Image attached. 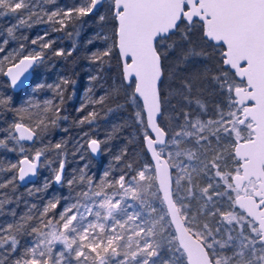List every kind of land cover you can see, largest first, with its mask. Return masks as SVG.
Here are the masks:
<instances>
[{
	"label": "snow or ice",
	"instance_id": "obj_1",
	"mask_svg": "<svg viewBox=\"0 0 264 264\" xmlns=\"http://www.w3.org/2000/svg\"><path fill=\"white\" fill-rule=\"evenodd\" d=\"M4 17L14 20L0 29L8 86L52 57L84 51L87 99L77 111H89L77 123L94 126L113 103L128 110L142 158L133 144L113 153L99 176L87 164L66 173L68 155L84 159L85 146L103 155L108 139L86 132L71 152L64 140L47 139L68 119L65 93L75 95L76 81L34 76L26 106L0 128V148L21 157L0 168L12 173L0 182V216L14 202L2 190L42 168L51 176L29 195L53 184L67 194L38 197L19 216L8 211L14 219L0 222V264H193L182 229L200 242L206 264H264V220L236 202V177L251 161L237 149L260 144L264 121V0H0ZM36 24L48 29L29 41L24 30ZM53 32L62 35L48 39ZM65 37L70 48L54 47ZM42 92L51 97L38 98ZM11 107L0 95V109ZM256 206L264 212V195Z\"/></svg>",
	"mask_w": 264,
	"mask_h": 264
},
{
	"label": "trees",
	"instance_id": "obj_2",
	"mask_svg": "<svg viewBox=\"0 0 264 264\" xmlns=\"http://www.w3.org/2000/svg\"><path fill=\"white\" fill-rule=\"evenodd\" d=\"M4 19L5 18H0V21ZM31 33L33 32L28 30L25 31V35H27L29 41L31 40ZM3 38H5V36L0 35V40H2ZM10 43H12L11 40ZM57 43L58 42H56L54 47L59 45ZM85 55V53H82L80 56H76V53L74 52L72 56L66 58L52 57L47 61H53V66L59 65L60 69L63 70L65 74H68L70 72L71 79L76 81L75 87L77 88V92H75V95H71L72 89H69V91L65 93L64 112L62 114L66 115L68 119L61 121L59 127L52 130L51 142L54 144L57 141L64 140L67 144L66 151L71 152L75 145L74 140H83V137L78 139L77 136H82L81 131H84V129L87 130L91 134V136L97 135L101 138V140L108 139V150L98 158L91 156L86 146L80 150L84 153V159L80 158L79 152H77L75 155L67 156L66 168H69L71 164H75L76 168L83 167L84 164H87V171L89 172V174H95L96 176H99L103 172V170L108 166L109 161L112 159L113 153H118L120 149L124 147L131 148L134 144L135 148L137 149V158L139 159L142 158V149L139 143L138 134L135 138V141H133L134 137H132L131 135L132 126L128 124L126 120V114H128V110L117 109L114 103L106 105V107H111L113 111L102 113L94 126H90L88 124L80 125L77 123V121L81 117L86 115L89 111V108H85L83 112L77 111V109L79 108L78 106L80 105V94L88 83L89 64L85 58ZM44 71L46 72V74L52 73L50 68L45 69ZM34 76L36 77L37 75L33 74V77ZM0 86H3L6 89L4 95L11 97L12 107L7 110L0 109V128H6L10 123L15 120V110L24 106L23 100L27 92H23L25 88L13 91L8 86V82L2 75H0ZM121 103H123V101H121ZM64 129H67V131H64ZM3 135L4 133H0V137ZM11 145L12 142L10 141L9 146ZM19 156L20 154L18 152L13 153L8 151L7 149L0 148V168L7 169L9 162L17 161ZM50 158L54 157L50 156ZM55 166L56 165L53 164V167ZM48 171L49 169L47 170V173L50 177L51 172ZM0 172H3L4 175L7 176L5 178L1 176L0 182L7 180L12 175L11 172ZM40 173L42 175L44 173V170L40 169ZM153 183H155L154 179ZM2 191L8 193L9 197H11L14 201L13 203L6 204L4 209L6 214L2 216L6 219H11V221L14 218L7 214L10 209H15L17 215L19 216V214L27 211V205L32 203H39L40 201L38 200V197H44L46 199L53 193H58L61 195L67 194L66 188H60L55 184H53L52 187L48 189L47 193H36L35 195H29L27 185L19 186L18 183L14 191L11 190V186L3 189ZM27 239L28 238L26 237L25 241H27Z\"/></svg>",
	"mask_w": 264,
	"mask_h": 264
},
{
	"label": "water",
	"instance_id": "obj_3",
	"mask_svg": "<svg viewBox=\"0 0 264 264\" xmlns=\"http://www.w3.org/2000/svg\"><path fill=\"white\" fill-rule=\"evenodd\" d=\"M32 76L33 74L28 75V78L25 79L23 81V84H21L19 87L15 89L11 87L10 88L13 90H18L20 88L26 87L30 83ZM5 79L8 82V78L5 77ZM258 139L260 141V144L258 145L241 144L237 149L241 156H250L251 161L245 164L246 175H238L236 177V181L241 188V191L238 197L236 198V202L242 206V209H247L249 212L253 213L254 216L258 217L261 220H264V212H259L256 206V197L258 195H264V121H262V127ZM90 154L92 153L90 152ZM92 155L94 157H98L100 154ZM20 158L21 157H19V159ZM37 176L32 178H26V182L19 183L21 185H25L37 179ZM251 178H254L256 180V187L251 193H243V184L249 181ZM161 180L165 187H167V178L162 176ZM177 229L181 230L179 225H177ZM182 238L184 243L190 250L193 264H206V254L204 250L200 247V242L192 236L191 231L189 229H182Z\"/></svg>",
	"mask_w": 264,
	"mask_h": 264
},
{
	"label": "rangeland",
	"instance_id": "obj_4",
	"mask_svg": "<svg viewBox=\"0 0 264 264\" xmlns=\"http://www.w3.org/2000/svg\"><path fill=\"white\" fill-rule=\"evenodd\" d=\"M76 0H57V3L58 4H61V5H71L73 3H75ZM5 19L4 20H1L0 21V29H3V28H6V27H9L11 26V23H14V20H10V18L8 17H4ZM48 29V25L46 24H36L34 27H32L31 29H26L28 31H32L33 33L30 34L31 36V39L35 38L37 35H43L44 32ZM24 30V32L26 31ZM88 34V29L86 28L84 33H82V38H81V47H84L85 45L83 44V39L86 38ZM17 35H19V33H17ZM62 33H58V32H53L51 34V36L47 37L48 39H52V38H55V37H59L61 36ZM4 39V38H3ZM57 45L58 47H63L65 49H68L71 47V40H69L67 37H65L63 40H57ZM16 44L17 42L16 41H12V43H10V45L8 46L9 48H14L16 47ZM56 46V47H57ZM82 53H85L84 51H80L79 55H77L76 53V56H80ZM54 62L53 61H49L47 62L44 66L40 67V68H37L35 73H33L34 75H37L36 78L41 80V81H47L48 83H52L53 81L57 80L60 76H68L71 78V73L69 72L68 74H65V72L63 70L60 69L59 65H56V66H53ZM51 69L52 73L51 74H46V72L44 71L45 69ZM33 77V76H32ZM32 80V79H31ZM88 87V83L86 84V87L83 89V91L81 92L80 94V105L78 107L81 106L82 103H85L86 102V96H85V90L86 88ZM25 89L23 90V92H27L26 93V96L23 100V104L24 106H26V101L30 98V96L32 95V85H31V81L30 83L24 87ZM74 91L77 92V88L74 86ZM4 92H6V89L3 87V86H0V95H4ZM72 92V91H71ZM44 97H51V93L50 92H42V93H39L38 94V98L42 99ZM22 102V101H21ZM22 106V104H21ZM126 120L128 122V124H130L132 126V122L128 119V114H126ZM88 132L87 130L84 129V131H81V135L82 136H77L78 139L83 137V140H74V142H80L82 143L84 140H87V137L84 136V133ZM89 133V132H88ZM131 135L132 137H137V132H136V129L132 126V131H131ZM2 137V136H1ZM92 138H97V139H101L100 137H98L97 135H93ZM47 139H50L52 140V132H51V135L49 137H47ZM40 145H37V147H39ZM231 149L229 148V151ZM92 156V154H90ZM101 155H99L98 157H100ZM18 161V159H17ZM75 164H71L69 168L66 169V173L68 172H71L73 169H75ZM42 170H44V173L41 175L40 173V169H39V172H38V176H37V179H35L34 181H31L25 185H27V190L29 189H34V188H39V187H42L43 185V182L45 180V178L49 177L48 173H47V170L48 168H42ZM49 172V171H48ZM0 177L3 176V178L7 177L4 175L3 172H0ZM154 179V182H155V178ZM225 179H227V174H225ZM38 180V181H36ZM5 181V180H4ZM201 183H204V181H201ZM19 186H22L19 182H18ZM254 184L253 182L251 181L250 183H247L245 186H244V192H250L253 188ZM40 203V202H39ZM27 209V207H26ZM25 209V211H26ZM129 211L131 212L132 209H129ZM2 216H0V222H11V219L7 218V219H2L1 218ZM190 230V229H189ZM191 231V230H190Z\"/></svg>",
	"mask_w": 264,
	"mask_h": 264
},
{
	"label": "flooded vegetation",
	"instance_id": "obj_5",
	"mask_svg": "<svg viewBox=\"0 0 264 264\" xmlns=\"http://www.w3.org/2000/svg\"><path fill=\"white\" fill-rule=\"evenodd\" d=\"M5 78V77H4ZM7 81V80H6ZM20 89H22V88H20ZM20 89H18V90H20ZM13 90V89H12ZM13 91H17V90H13ZM25 144H27L26 142H24ZM88 152H89V149H88ZM89 154H90V152H89ZM93 156V155H92ZM20 157V156H19ZM19 157H18V159H19ZM94 157V156H93ZM95 158H98V157H95ZM66 166L67 165H65V171H66ZM249 181L251 182H253V184H254V186H253V188H252V190L250 191V192H244L243 190V188H244V186L247 184V183H249ZM249 181H247V182H245L244 184H243V186H242V192L243 193H251L252 191H253V189L256 187V180L254 179V178H251ZM2 219H6L5 217H1Z\"/></svg>",
	"mask_w": 264,
	"mask_h": 264
}]
</instances>
